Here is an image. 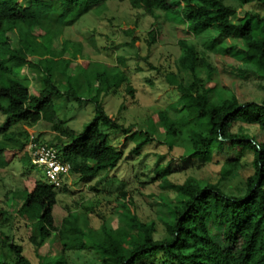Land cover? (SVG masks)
Segmentation results:
<instances>
[{
	"label": "trees",
	"instance_id": "obj_1",
	"mask_svg": "<svg viewBox=\"0 0 264 264\" xmlns=\"http://www.w3.org/2000/svg\"><path fill=\"white\" fill-rule=\"evenodd\" d=\"M108 1L0 0V114L5 116L0 125V169L7 168L6 154L10 151H19L23 154L22 160L32 164L27 154L29 141L20 142L11 129L17 123L34 127L42 120L51 125L56 138L48 144L40 139L35 141L54 147L61 160L70 163L71 174L96 179L100 173L110 172L121 163L123 152L112 144L110 134L102 129L109 127L127 135L133 126L126 127L118 122L119 119L110 117L101 96L112 88L118 90L128 81L127 76L116 67L112 68L114 74L108 73L107 69L102 72L99 70L101 65L84 60L81 44L73 53L69 51L67 41L62 42L61 49L55 48L67 27L94 10L105 9ZM128 1L134 9L142 10L156 20L163 13L167 20L185 24L195 36L210 30L222 38L245 43L247 49L242 53L233 52L234 46L218 47L215 41H209L206 49L222 52L240 62L244 77L259 81L263 92L260 101L247 100L242 94H217L218 89L209 86L213 76L211 65L194 43L180 40L179 66L191 74L192 82L184 84L174 75L166 77L180 94L183 106L174 116L164 111L159 117L165 131L162 144L168 145L169 149L184 145L188 157L210 163L225 142L231 141L237 148L253 152L255 171L247 178L243 196L230 195L218 184H204L195 178L181 185L168 183L177 191V197L175 202L167 204L170 217L164 223L163 237L156 236L153 223L141 221L132 212L131 196L125 191L120 196L127 230L105 227L93 230L87 219L79 224L77 214H70L57 229L53 209L60 191L46 182L37 181L31 191L23 190L19 215L32 224L35 234L30 242L36 248L42 247L54 231L58 232L61 242V251L39 264H69L66 251L86 249L85 238L92 242L99 264H140L155 259L158 264H264V140L257 142L242 130L231 132L233 123L241 122L258 127L264 135V15L244 11L235 22L233 18L243 7L235 8L224 0H180L177 5L173 0ZM239 1L243 6H264V0ZM150 35L154 41V32ZM68 52L69 59L65 58ZM73 60H79L82 65L77 79L79 85H73L67 70ZM25 69L41 76L38 94H31L29 79L22 78ZM59 80L68 86L64 92ZM92 81H98L101 87L94 89ZM127 90L132 93L130 85ZM87 93L90 95L87 101L94 105V117L84 126L83 132L77 134L57 120L54 98L63 94L80 98L82 102ZM135 134L141 137L136 152L154 141L146 132ZM239 167V159L228 161L221 174L231 176ZM157 169L156 179H163L166 184L165 177L170 168L160 166ZM209 222L221 229V241L227 247L212 238ZM7 244L14 260L4 262L0 259L1 264H34L21 244L11 239Z\"/></svg>",
	"mask_w": 264,
	"mask_h": 264
},
{
	"label": "rangeland",
	"instance_id": "obj_2",
	"mask_svg": "<svg viewBox=\"0 0 264 264\" xmlns=\"http://www.w3.org/2000/svg\"><path fill=\"white\" fill-rule=\"evenodd\" d=\"M224 2L235 8L243 7L233 18L235 22L243 16L244 11L264 15V6L259 4L243 6L239 0ZM179 3L180 0H173V4ZM152 32L155 34L154 41L150 35ZM10 35L15 36L13 33ZM180 40L194 43L200 55L211 65L213 76L209 86L216 87L217 94H242L247 100L253 101L263 98L259 81L253 77H244L240 62L222 52L206 49L209 41H215L218 47L234 46L233 52L242 53L247 49L245 43L222 38L217 32L210 30L195 36L188 31L185 24L167 20L163 13L156 20L142 10L134 9L128 0L108 1L105 9L94 10L73 26L67 27L62 39L56 42L55 48L61 49L62 42L67 41L72 53L77 48L79 50L81 44L84 60L101 65L99 70L102 72L107 69L108 73L114 74L115 70L112 68L116 67L127 76L128 81L118 90L112 88L106 94L103 93L101 102L110 117L119 119L118 122L126 127L133 126L127 135L109 127L102 129L110 134L112 144L123 152L122 161L116 169L102 172L96 179L91 180L71 174L63 186L58 188L60 193L53 209L57 229L70 214H77L78 223L87 219L93 230L104 227L127 230V221L121 206L123 200L120 196L125 191L131 196L132 212L141 221L153 223L156 236L163 237L164 223L170 217L167 204L175 202L177 197V191L168 186V183L181 185L188 179L195 178L204 184H218L222 190L233 196H243L246 193L247 178L255 171L251 150H242L243 148H237L231 141H226L223 149L214 154L213 161L207 163L188 157L184 145L169 149L168 145L162 144L165 131L159 114L169 111L170 116H174L176 110L183 106L180 94L167 82L166 77L174 75L184 84L192 82L191 74L181 70L179 66ZM69 57L68 52L65 58ZM81 68V62L73 60L67 69L73 85L80 84L77 79ZM92 70L96 71L94 68ZM40 77L29 69L22 72V78L30 81L33 95L39 93ZM92 82L94 89L101 87L98 81ZM129 85L132 93L127 90ZM59 86L62 92L68 88L62 80H59ZM95 93L94 90L93 94ZM89 96L87 93L86 100L82 102L80 98L74 99L63 94L54 98L57 120L81 134L84 126L94 117V105L87 101ZM4 120L5 116L0 114V125ZM238 130H242V133L248 134L257 142L264 140L263 133L256 126L233 123L231 132ZM11 131L20 142H30L31 136H34L35 140L40 139L48 144L56 138L51 131V125L43 120L34 127L17 123ZM138 131L148 133L154 141L136 152V145L141 139L135 134ZM27 154L30 155L28 147ZM6 155L9 164L6 169H0V259L4 262L14 260V254L7 244L11 239L23 246L25 255L32 263L39 264L61 251L59 234L54 231L42 247L36 248L30 242L31 236L35 234L32 224L19 215V209L23 203V190L31 191L37 181H48L43 170L33 168L30 162L22 160L23 154L19 151H10ZM236 159L240 161L239 169L231 176L223 177L221 171L224 164ZM160 166L170 168V173L165 177L167 185L163 179H156V169ZM208 226L212 238L227 247L221 241V229L210 222ZM85 242L87 248L84 250L66 251L69 264H99L92 242L88 238H85ZM154 261L157 260L140 264H158Z\"/></svg>",
	"mask_w": 264,
	"mask_h": 264
},
{
	"label": "built area",
	"instance_id": "obj_3",
	"mask_svg": "<svg viewBox=\"0 0 264 264\" xmlns=\"http://www.w3.org/2000/svg\"><path fill=\"white\" fill-rule=\"evenodd\" d=\"M28 149L32 164L43 170L48 183L54 188L62 187L71 176L70 163L62 161L54 147L38 144L34 136L30 138Z\"/></svg>",
	"mask_w": 264,
	"mask_h": 264
}]
</instances>
